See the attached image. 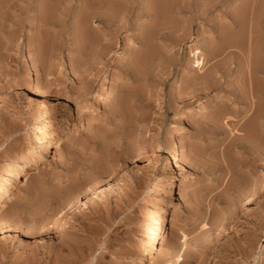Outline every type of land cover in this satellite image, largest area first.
I'll return each mask as SVG.
<instances>
[{
    "label": "rangeland",
    "instance_id": "374dc122",
    "mask_svg": "<svg viewBox=\"0 0 264 264\" xmlns=\"http://www.w3.org/2000/svg\"><path fill=\"white\" fill-rule=\"evenodd\" d=\"M62 1L0 0V264H131L164 209L141 264H264V0Z\"/></svg>",
    "mask_w": 264,
    "mask_h": 264
},
{
    "label": "bare ground",
    "instance_id": "6f19581e",
    "mask_svg": "<svg viewBox=\"0 0 264 264\" xmlns=\"http://www.w3.org/2000/svg\"><path fill=\"white\" fill-rule=\"evenodd\" d=\"M49 1V0H48ZM56 1H58L59 2V4L61 3V1L62 0H56ZM87 2H89V0H86ZM92 1V0H91ZM101 1V0H100ZM112 1H116V0H104V2L102 1V6H101V4H100V6H97V5H94V6H96V7H91V10L93 11V12H103V14H104V12H107V13H109V12H111L113 9H112ZM158 1V0H157ZM63 2V1H62ZM85 2V1H84ZM99 2V1H98ZM117 2V1H116ZM115 2V3H116ZM119 2V1H118ZM89 3H91V2H89ZM106 5H105V4ZM114 3V2H113ZM93 4H95V1L93 2ZM103 4H104V6H103ZM90 5V4H89ZM91 5H92V3H91ZM90 7V6H89ZM112 9V10H111ZM43 10V9H42ZM111 10V11H110ZM46 12V11H45ZM47 14V13H46ZM43 16H45L44 14H42ZM229 36H231V35H229ZM232 37V36H231ZM256 37V36H255ZM230 38V37H229ZM228 38V39H229ZM235 39V38H234ZM231 40H233V39H230L229 41H231ZM239 41H240V39H238ZM248 40V39H247ZM251 40V39H250ZM229 41L227 42V44H226V46H229L228 45V43H229ZM236 41H237V39H236ZM235 41V42H236ZM252 41V40H251ZM233 42V41H232ZM238 42V41H237ZM248 42V41H247ZM253 42V41H252ZM231 43V42H230ZM231 44H233V43H231ZM230 44V48H232L233 46H234V48H235V46L237 45H231ZM253 44V43H252ZM251 44V45H252ZM238 46V45H237ZM248 46V45H247ZM240 47H241V44H240ZM239 46H238V48H240ZM258 47V46H257ZM228 47H226V49H227ZM252 48H253V45H252ZM251 48V49H252ZM241 49H243V48H241ZM234 51H235V49H233ZM239 51V50H238ZM242 52H243V50H241ZM228 52V51H227ZM233 52V51H232ZM241 52V53H242ZM234 53V52H233ZM237 52H235L234 54H236ZM252 53V52H251ZM231 54V53H230ZM240 54V53H239ZM233 55V54H232ZM253 56L255 55V53L254 54H252ZM256 56V55H255ZM252 57V56H251ZM229 58V57H228ZM232 58V57H231ZM253 58H254V60H253ZM257 58V59H256ZM259 57H252V60H249L250 62H252V66H253V62H254V64H255V62L257 61V60H259L258 59ZM230 59V58H229ZM250 59V58H249ZM256 59V60H255ZM232 59H230L229 61H231ZM235 60V59H234ZM257 62H260V60L259 61H257ZM256 62V63H257ZM258 65V64H257ZM256 65V66H257ZM254 70V69H253ZM37 87V86H36ZM34 95H38L39 94V90H38V88H34V93H33ZM190 109H189V107H187L186 108V112L187 111H189ZM56 138V136H54V135H52V136H50L46 141H45V143L43 144V147H44V150L51 144V142L54 140ZM55 144H56V146H57V148H59V149H61L62 147H63V143L61 142V140H55V142H54ZM43 150V149H42ZM175 154H177V150L175 151V153H174V155ZM39 156L40 155H38V159H39ZM41 157V156H40ZM21 172H22V174L24 173V177L26 178V179H29L33 174H35L36 175V172H40V170H38L37 169V167H35L34 165L32 166V167H30V170L27 172V171H25V170H23V168L22 167H18V168H16L14 171H13V173L12 174H10L9 176H8V178H11L13 181H15V180H17V179H19V178H21V176H20V174H21ZM20 176V177H19ZM178 181H174V182H172V187H173V195H172V197H174L175 195H178V196H181V193H182V191L180 190V187H178V185L176 184ZM3 189V188H2ZM5 195H9L8 193H7V190L6 189H3V190H1L0 191V198H2V197H4ZM9 197V196H8ZM167 208V207H166ZM172 208V207H171ZM171 208H170V210H171ZM169 212L170 211H168L167 209H164L162 212H161V214L159 215V218H158V221H156L157 223L155 224V226H154V229L152 230V231H150V233H149V236H148V238L146 239V241L144 242V244H143V246H142V249H141V251H140V253H139V255L137 256V257H135V258H133V260H132V262H131V264H141V262H142V259L144 258V257H146V256H148V254L150 253V250H151V247H152V243L155 241V239H156V237H157V235H158V233L161 231V230H163L166 226H167V224H168V222L170 221V226H172L173 225V220H175L176 218H175V215H174V213L172 212V214H170V216H169ZM145 259V258H144Z\"/></svg>",
    "mask_w": 264,
    "mask_h": 264
}]
</instances>
